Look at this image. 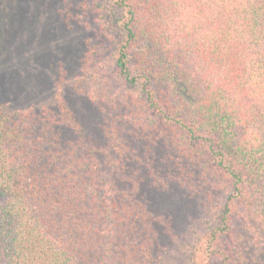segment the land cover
<instances>
[{
  "label": "trees",
  "instance_id": "1",
  "mask_svg": "<svg viewBox=\"0 0 264 264\" xmlns=\"http://www.w3.org/2000/svg\"><path fill=\"white\" fill-rule=\"evenodd\" d=\"M0 86V264H264V0H0Z\"/></svg>",
  "mask_w": 264,
  "mask_h": 264
},
{
  "label": "rangeland",
  "instance_id": "2",
  "mask_svg": "<svg viewBox=\"0 0 264 264\" xmlns=\"http://www.w3.org/2000/svg\"><path fill=\"white\" fill-rule=\"evenodd\" d=\"M82 29L81 27H78ZM76 31V32H75ZM73 30V34L80 32L79 30ZM79 36L75 35V44L69 45L66 49V54L70 55L71 60L73 62L74 52L77 48ZM76 57V53L74 58ZM74 75V72H72ZM0 88H2L0 86ZM4 91L6 89H0V93L6 95ZM68 96L71 97V100L74 101L76 97L84 98L85 101V91L82 90V84L79 81H71L70 88L67 90ZM144 198L149 201V206L153 210L154 213L159 215H167L171 219V223L177 231L184 230L187 223L186 222V206L181 203V200H178L174 194H159V192L150 189H144L142 191Z\"/></svg>",
  "mask_w": 264,
  "mask_h": 264
}]
</instances>
